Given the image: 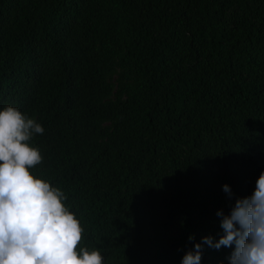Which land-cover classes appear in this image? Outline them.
<instances>
[{
	"label": "trees",
	"instance_id": "16d2710c",
	"mask_svg": "<svg viewBox=\"0 0 264 264\" xmlns=\"http://www.w3.org/2000/svg\"><path fill=\"white\" fill-rule=\"evenodd\" d=\"M5 105L105 264H228L202 238L264 170V0H0Z\"/></svg>",
	"mask_w": 264,
	"mask_h": 264
},
{
	"label": "clouds",
	"instance_id": "9594fccd",
	"mask_svg": "<svg viewBox=\"0 0 264 264\" xmlns=\"http://www.w3.org/2000/svg\"><path fill=\"white\" fill-rule=\"evenodd\" d=\"M43 132L19 108L0 109V264H105L99 249L81 246L84 228L65 193L32 172L43 156L30 141ZM222 187L231 197L230 186ZM217 215L223 234L205 236L203 244L233 248L228 264H264V170L250 195ZM201 256L202 244L195 243L181 264H200Z\"/></svg>",
	"mask_w": 264,
	"mask_h": 264
}]
</instances>
